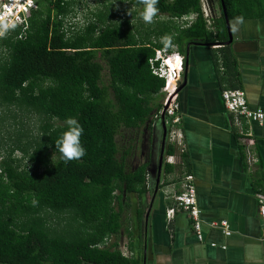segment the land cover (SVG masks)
Here are the masks:
<instances>
[{"label": "trees", "instance_id": "obj_1", "mask_svg": "<svg viewBox=\"0 0 264 264\" xmlns=\"http://www.w3.org/2000/svg\"><path fill=\"white\" fill-rule=\"evenodd\" d=\"M247 1L224 0L230 22L252 11ZM214 2L208 24L201 0H158L151 23L141 0H98L81 22L82 1L37 0L28 29L0 39V264H139L111 240L129 196L148 192L146 165L129 158L163 107L150 61L158 50L183 56L186 40L227 42ZM221 55L229 70L231 51ZM69 116L86 152L64 162L54 142Z\"/></svg>", "mask_w": 264, "mask_h": 264}, {"label": "crops", "instance_id": "obj_2", "mask_svg": "<svg viewBox=\"0 0 264 264\" xmlns=\"http://www.w3.org/2000/svg\"><path fill=\"white\" fill-rule=\"evenodd\" d=\"M212 1L210 22L220 15ZM247 2L252 11L230 22L231 44L184 42L178 91L181 137L172 141L168 136L160 185L147 171L148 192L141 199L129 196L122 227L111 240L139 264H264L257 203V195H264V120L229 113L221 98L225 89L241 90L250 110L264 113V0ZM223 47L231 51L234 65L229 70L222 64ZM155 123L133 142L129 163L142 161L135 168L146 165L148 170L151 160L158 163L162 128ZM148 141L141 155V144ZM169 146L174 149L170 155ZM187 175L194 177L201 241L189 215L173 202ZM172 208L175 214L169 218Z\"/></svg>", "mask_w": 264, "mask_h": 264}, {"label": "built area", "instance_id": "obj_3", "mask_svg": "<svg viewBox=\"0 0 264 264\" xmlns=\"http://www.w3.org/2000/svg\"><path fill=\"white\" fill-rule=\"evenodd\" d=\"M202 9L206 19L210 20L211 7L207 0H201ZM37 10V0H0V39L14 29L20 28L25 32L28 27V21L31 13ZM194 16L189 20H193ZM172 57L178 58L175 68L169 64ZM184 57L176 54H169L165 50L156 51L154 59L150 61L153 74L164 79L165 85L163 93L165 98L163 107H165V116L169 122V138L176 141L181 137L177 127L180 123L178 91L184 71ZM157 64V65H156ZM225 109L232 114L246 117L248 120L261 122L264 120V113L261 111H252L248 107L245 92L237 89H225L221 95ZM171 123V127H170ZM173 202L175 208L183 210L191 218L194 224L198 239L202 240L200 210L197 203V193L194 183V177L187 175L184 179L183 190L179 195L174 196ZM258 215L260 218L262 230L264 233V195H257ZM175 208L168 210L169 218L175 214ZM225 226V223H223ZM229 234V232H227ZM211 246H214L213 244Z\"/></svg>", "mask_w": 264, "mask_h": 264}, {"label": "clouds", "instance_id": "obj_4", "mask_svg": "<svg viewBox=\"0 0 264 264\" xmlns=\"http://www.w3.org/2000/svg\"><path fill=\"white\" fill-rule=\"evenodd\" d=\"M141 3L142 11L139 12V17L145 23H151L159 11L157 7L158 0H141ZM161 41L164 48L174 47L171 35H164L161 37ZM171 54L181 56L178 52ZM64 123L67 125V128L65 131L61 132L59 137L55 140V148L64 162L78 160L84 156L86 152L80 140L83 128L75 117H66Z\"/></svg>", "mask_w": 264, "mask_h": 264}, {"label": "water", "instance_id": "obj_5", "mask_svg": "<svg viewBox=\"0 0 264 264\" xmlns=\"http://www.w3.org/2000/svg\"><path fill=\"white\" fill-rule=\"evenodd\" d=\"M221 4H222V9H223V14H224V17H225V22H226V26H227V31H228V41L226 43H224L225 45H229L232 43V31H231V24H230V20H229V17L227 15V11H226V8L224 6V0H221ZM189 46H187V51H186V58H188V55H189ZM165 107L164 109L162 110V113L160 115V118L156 121V122H159L160 125H161V128H162V149H161V152L158 156V163L156 164L155 161L151 160L150 161V164H149V167H148V173H149V177H156V183H157V187L160 185V179H161V173H162V166H163V162H164V159H165V152H164V146H165V143H166V140L168 138V128H167V125H166V116H165ZM157 123H155V125H153V129L154 127L156 126ZM156 164V165H155Z\"/></svg>", "mask_w": 264, "mask_h": 264}, {"label": "rangeland", "instance_id": "obj_6", "mask_svg": "<svg viewBox=\"0 0 264 264\" xmlns=\"http://www.w3.org/2000/svg\"><path fill=\"white\" fill-rule=\"evenodd\" d=\"M80 1H82V3H81V5H80V16H79V18L76 20V21H82L83 20V14L84 13H82V12H86V11H88L89 9H93L94 7H96V5H97V1L98 0H80ZM100 1H102V0H100ZM163 19V18H162ZM189 21V20H188ZM180 87V86H179ZM162 94H163V96H162V98H163V100H162V103H163V101H164V98H165V94L163 93V91H162ZM164 109V107H162V110ZM162 110L155 116V118L158 120L159 118H160V115H161V113H162ZM166 121H167V117H166ZM118 140H119V142L121 143V144H124L123 143V140L121 139V138H118ZM125 142V141H124ZM135 156V155H134ZM139 156V155H138ZM141 159H134V162H132V165L134 166V167H136L137 165H138V163L139 164H141Z\"/></svg>", "mask_w": 264, "mask_h": 264}, {"label": "bare ground", "instance_id": "obj_7", "mask_svg": "<svg viewBox=\"0 0 264 264\" xmlns=\"http://www.w3.org/2000/svg\"><path fill=\"white\" fill-rule=\"evenodd\" d=\"M213 18H214V16H212V20H213ZM208 20V19H207ZM211 22L210 21H208V24H210ZM226 43V42H225ZM221 45V44H220ZM177 55V54H176ZM172 60H174V62L172 61L171 62V60L169 61V64L172 66V68H175L176 67V65H175V63L178 61V58H175L174 59V57H172ZM185 61V60H184ZM178 63V62H177ZM183 63V65L185 66V63L184 62H182ZM184 69V68H183ZM184 72V71H183ZM221 95H222V92H221ZM168 118V117H167ZM157 121V120H156ZM166 125H167V128L169 127V122L168 121H166ZM170 127H171V123H170ZM169 131V130H168ZM169 143V142H168ZM172 145V144H171ZM179 195V194H178Z\"/></svg>", "mask_w": 264, "mask_h": 264}, {"label": "flooded vegetation", "instance_id": "obj_8", "mask_svg": "<svg viewBox=\"0 0 264 264\" xmlns=\"http://www.w3.org/2000/svg\"><path fill=\"white\" fill-rule=\"evenodd\" d=\"M145 141L149 140V138H145L144 139ZM145 143V142H144ZM144 143L141 144V155H142V152H144V150L146 149V147L148 146V143L149 141L147 142V144L145 145ZM156 163V162H155Z\"/></svg>", "mask_w": 264, "mask_h": 264}]
</instances>
